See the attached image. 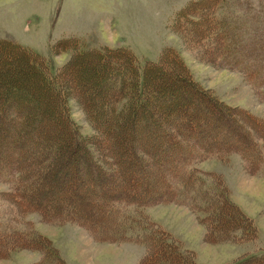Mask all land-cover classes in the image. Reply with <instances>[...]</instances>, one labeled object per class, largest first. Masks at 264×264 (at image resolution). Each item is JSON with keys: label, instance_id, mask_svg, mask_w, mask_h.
<instances>
[{"label": "trees", "instance_id": "obj_1", "mask_svg": "<svg viewBox=\"0 0 264 264\" xmlns=\"http://www.w3.org/2000/svg\"><path fill=\"white\" fill-rule=\"evenodd\" d=\"M245 28L225 0H191L171 26L186 47L239 70L264 93V30L250 36ZM61 50L73 52L52 72L40 54L0 39V177L26 212L44 223H80L97 241L141 243L145 252L136 264H204L153 225L145 209L155 205L187 206L214 241L228 233L232 241L256 239L253 219L231 199L224 178L198 165L209 157L260 154L238 106L199 84L174 47L145 63L126 47L79 50L73 38L60 40L54 51ZM72 99L94 134L81 133ZM240 158L255 175L259 166ZM130 208L132 227L125 223ZM6 215L8 207L0 206L1 259L26 248L40 254L33 264H58L47 235L29 222L16 227ZM229 264H264V251Z\"/></svg>", "mask_w": 264, "mask_h": 264}, {"label": "rangeland", "instance_id": "obj_2", "mask_svg": "<svg viewBox=\"0 0 264 264\" xmlns=\"http://www.w3.org/2000/svg\"><path fill=\"white\" fill-rule=\"evenodd\" d=\"M189 1L0 0V39L10 40L40 54L52 72L65 63L73 52L61 50L55 53L56 44L63 39H76L79 50L106 45L126 47L136 54L141 63L156 61L164 48L174 47L199 84L212 89L226 103L238 106L241 111L238 117L261 147L260 154L255 158L252 151L248 155L246 151L241 152L256 167L259 166L257 173L246 172L241 154H231L222 161L209 157L198 165L224 178L231 199L253 219L256 239L232 241L228 233L222 234V241H214L217 237L212 235L214 232L210 233L211 237L205 235V222L179 203L145 209L150 219L155 221L153 225L178 239L184 248L194 251L197 261L229 264L264 251V93L259 85H254V81L239 70L218 66L212 63L213 59L203 58L207 56L204 51L186 47L184 40L171 29L177 11ZM225 3L233 17L247 23L249 28L245 29L250 36L257 30H264V0H225ZM224 8H218V13H222ZM70 108L81 133L86 136L94 134L95 130L80 104L72 99ZM7 183L0 177V206L8 207L7 218L14 219L11 223L16 227L29 222L33 229L47 235L52 246L58 249V256L61 257L58 264H63L62 260L66 264H136L145 252V246L141 243L97 241L92 237V232L80 223L41 222L38 214L26 212L22 202L8 194L10 188ZM127 211L130 213L128 217L124 214L127 217L125 223L132 227V208ZM85 213L87 218L89 213ZM118 214L121 213L115 215ZM251 229L254 230L252 226ZM239 234L240 231H237L235 238ZM249 237L251 235L244 239ZM15 239L14 236L8 237L10 242ZM113 239L118 240L117 237ZM13 249L6 258H0V264H33L40 257L38 252L26 248ZM52 264H56L55 261Z\"/></svg>", "mask_w": 264, "mask_h": 264}]
</instances>
